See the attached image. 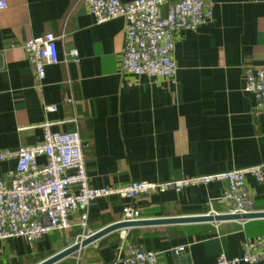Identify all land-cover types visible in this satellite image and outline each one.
<instances>
[{
  "label": "crops",
  "instance_id": "crops-1",
  "mask_svg": "<svg viewBox=\"0 0 264 264\" xmlns=\"http://www.w3.org/2000/svg\"><path fill=\"white\" fill-rule=\"evenodd\" d=\"M206 1L211 19L174 32L176 73L167 80L120 69L123 16L96 21L80 0H5L0 8V150L40 141L45 124L51 131H76L92 187L166 183L264 164V113L254 116V99L242 91L243 68L264 66V0ZM165 9L162 5L161 12ZM45 31L56 36L58 61L45 65L37 86L22 51L7 45ZM72 49L77 61L66 55ZM46 104L56 109L45 111ZM13 166L14 160H1L0 176ZM245 186L249 209L264 211V181L247 175ZM221 188L211 182L131 199L96 198L86 209L84 228L80 213L71 211L64 230L30 243L0 240V264H36L80 234L118 222L125 205L137 209L139 219L226 213ZM125 231L124 243L154 251L155 264H215L219 254L238 256L242 240L264 235V216L136 225ZM122 247L113 230L52 264H123Z\"/></svg>",
  "mask_w": 264,
  "mask_h": 264
},
{
  "label": "built area",
  "instance_id": "built-area-1",
  "mask_svg": "<svg viewBox=\"0 0 264 264\" xmlns=\"http://www.w3.org/2000/svg\"><path fill=\"white\" fill-rule=\"evenodd\" d=\"M96 21L115 16L125 18V31L120 61L123 72L172 80L176 64L172 56L174 32L178 29H195L212 17L206 0H80ZM0 0V8L5 6ZM166 9L162 13L161 6ZM56 36L50 31L30 36L22 41H10L9 49H20L29 63L37 86L44 77V67L58 61ZM68 57L77 61L75 50ZM242 91L254 99L252 114L264 113V66H245L242 72ZM54 111L55 104L43 106ZM42 139L17 150H0L1 160H14L13 169L0 176V240L22 238L33 242L51 231L70 226L68 214L80 213V226L84 228L89 203L100 197L117 195L135 198L151 192L171 188L179 192L185 187L222 184L220 199L228 204L226 213L252 212L245 186V176L256 182L264 181V164L225 170L210 174L178 178L166 183L131 181L116 186L92 187L87 184L80 138L76 131L57 132L43 125ZM44 162L38 163L37 158ZM209 214V213H206ZM139 219L137 209L129 205L121 208L119 221ZM121 240L123 264H155L156 253L124 243L125 228L117 229ZM92 232L78 236L81 240ZM175 248L174 251L180 250ZM255 264L264 261V235L244 239L238 256L219 254L215 264Z\"/></svg>",
  "mask_w": 264,
  "mask_h": 264
},
{
  "label": "water",
  "instance_id": "water-1",
  "mask_svg": "<svg viewBox=\"0 0 264 264\" xmlns=\"http://www.w3.org/2000/svg\"><path fill=\"white\" fill-rule=\"evenodd\" d=\"M264 211L261 212H245V213H223V214H201V215H190V216H176L169 218H151V219H136L131 221H118L112 224H109L97 231L92 232L86 237L82 238L79 241H75L69 246L53 253L47 258L41 260L36 264H52L57 260L70 255L77 251L79 248L95 241L98 237L104 235L113 230L120 228H126L129 226L136 225H154V224H164V223H185V222H212L225 219H247L252 217H263ZM180 251V250H177Z\"/></svg>",
  "mask_w": 264,
  "mask_h": 264
}]
</instances>
